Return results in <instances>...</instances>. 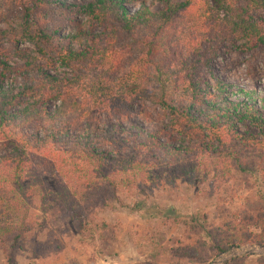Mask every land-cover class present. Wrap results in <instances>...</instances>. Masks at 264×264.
Returning <instances> with one entry per match:
<instances>
[{
	"label": "trees",
	"instance_id": "1",
	"mask_svg": "<svg viewBox=\"0 0 264 264\" xmlns=\"http://www.w3.org/2000/svg\"><path fill=\"white\" fill-rule=\"evenodd\" d=\"M162 2L131 11L125 0H0V249L8 262L36 235L38 197L63 202L85 244L95 238L98 206L118 198L120 182L143 189L139 177L153 181V168L181 171L194 156H217L238 171H259L264 185V104L254 91L234 100L231 86L213 75L222 45L264 46V0ZM207 139L222 147L204 146ZM232 163L217 164V189L234 179ZM63 164L85 175L72 199H59V182L42 172ZM98 172L105 181L90 177ZM141 209L178 219L174 208ZM242 219L257 229L244 233L226 219L207 232L217 255L264 245V204Z\"/></svg>",
	"mask_w": 264,
	"mask_h": 264
},
{
	"label": "rangeland",
	"instance_id": "2",
	"mask_svg": "<svg viewBox=\"0 0 264 264\" xmlns=\"http://www.w3.org/2000/svg\"><path fill=\"white\" fill-rule=\"evenodd\" d=\"M71 1L83 4L85 0ZM125 1L131 11L141 8L144 3L152 9L163 5L162 0ZM71 26L68 25L64 32L68 33ZM27 46L33 47L29 43ZM214 58L213 75L231 86L228 93L234 100L246 101V92L254 91V99L260 106L264 104V46L245 52L224 44ZM56 66L58 71L63 69L59 63ZM203 74L216 82L210 71H203ZM163 112L159 110L156 117L165 118ZM192 143L199 144L195 140ZM207 145L222 147L212 139H207L204 146ZM39 160V165H49L46 159ZM219 160L221 158L217 156H194L185 163V170H175L172 165L153 168V181L148 180L145 184L139 177L143 189L120 182L118 198H111L107 206L96 209L95 221H90L95 238L88 239L85 244L81 243L62 202L78 194L85 175L73 173V168L64 164V168L58 170L52 167L43 170L45 178L59 182L58 197L65 199L61 204L55 202L52 195L45 200L35 198L32 210L36 220L33 235H36L13 251L11 263L0 249V264H72L75 261L83 264H227L231 259H237L239 264H260L264 262V245L247 243L217 255L207 234L226 219L241 227L244 233L255 231L256 226L245 224L242 216L249 209L264 204L261 202L264 185L259 179V171H238L228 158L220 162L232 163L235 177L229 186L217 189L214 180L219 172ZM252 162L256 168L258 158ZM104 174L92 173L90 177L101 183L105 181ZM154 204L176 209L178 219L146 217V209L141 207L149 208ZM103 221L108 225H102ZM55 246L59 247L56 251ZM183 253H189L191 257L181 258Z\"/></svg>",
	"mask_w": 264,
	"mask_h": 264
}]
</instances>
